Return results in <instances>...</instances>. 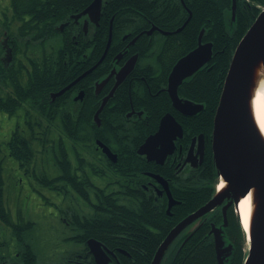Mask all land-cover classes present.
Listing matches in <instances>:
<instances>
[{
  "label": "flooded vegetation",
  "instance_id": "1",
  "mask_svg": "<svg viewBox=\"0 0 264 264\" xmlns=\"http://www.w3.org/2000/svg\"><path fill=\"white\" fill-rule=\"evenodd\" d=\"M106 2L107 0H103L102 8ZM102 8L96 21H93L88 15L74 18L71 14L70 21L58 25L62 32L69 30L66 32L74 45L80 41L85 44L84 48L87 51L75 55L74 77L56 90L50 89L48 85L44 87L36 85L37 69L42 65L45 66L48 82L52 81V73L49 70L52 63L50 52L53 46L52 41H50L51 46L46 47L45 53H42L41 48L37 46H33L28 53H14L12 40L6 35V30L2 31L7 37L1 40L0 64L3 69L9 68V70L17 66L18 74L14 77L13 74L2 72L1 97L6 99L10 95L14 96L11 88H32L34 96H36L37 88H44L39 97V104H44L47 112L43 113L32 108L26 101H23L22 106L17 109L18 114H16L17 110L10 112L0 108L10 115L7 118L16 114L11 120L8 119L10 129L6 128L3 139L0 140V264H98L96 242L101 244L100 248L108 257L105 264H121L122 257L123 259L131 257L129 251L120 246V238L123 236L112 235L114 239L107 243L96 238V231L99 229L96 227V202L99 189H109L108 192L119 196L123 190L121 185H124L126 196L122 199L123 201L142 204L152 215L155 214L157 217L161 216L164 211L167 215H171V208L180 204V200L175 198L171 191L173 182L181 175L191 174L203 164L207 142L210 138H206L200 133L204 139V153L200 161L197 154L198 141L196 140L192 144V139L199 134L192 136L189 141L182 144L179 141L183 138L184 130L182 137L174 141V150L167 155L162 164H158L154 160L149 161L145 155L138 154L139 146L148 135L157 130L159 121L165 113L159 118L155 130L147 134L135 148L137 156L144 162L152 164L153 167L141 169L139 171L140 180L134 179V182L130 180L126 183L117 182L112 171L103 167V165L108 166L109 163H116L119 151H113L112 147L116 148V146L104 142L99 133L93 136V145L91 146V143H74L65 133L61 132V127L58 128L61 122L67 121L70 113H74L82 121L93 120L96 128H100V114L107 107L111 116L105 120V123L115 127L114 114L117 113L116 108L120 106L125 108V111L119 114V118H121L119 124L127 125V131L122 134V140L125 141L126 147L130 146V140L135 136L132 131L133 126L143 122L148 124L152 117V113L146 111L141 104L145 96L157 97L162 90L167 88L166 79L165 85L157 84L153 90L151 89L150 83L146 82L150 73L146 66L154 68L151 75L153 76L154 72H157L155 70L156 59L162 49L164 37L180 31L191 16L189 12L188 18L180 26L181 29L178 27L172 32L165 31L154 24L142 27L133 34L129 31H122L118 36L119 51L113 53L112 50L107 54L109 45L104 58L100 61L106 46L102 54L97 56L95 52L91 51V44L95 43L97 38ZM113 19L114 16H111L108 26V37L111 28V40ZM151 27L154 29L150 34H147ZM59 42H54V44L57 46ZM202 42L207 41L202 40ZM134 55H136V61L133 69L117 85L112 97L98 113V124L97 119L96 121L94 119V114L100 107L102 98L113 88L116 74ZM62 64L67 68L71 65L67 52L62 57ZM48 71L51 73L50 75L47 74ZM110 74L111 76L105 84L97 90L96 84ZM76 78L79 79L67 91L53 95ZM136 88L139 89L133 95ZM57 99L56 105L63 104L64 118L60 117L59 113L53 115L51 112L52 103ZM27 109L28 114L26 115ZM173 110L177 112L174 108ZM15 118H18V121H15ZM54 124L56 128H52ZM52 130L56 131L55 140L62 142L64 146L62 150L53 148ZM21 137L29 141L31 148L26 147L27 143L23 144L24 148L21 146ZM63 138L67 142H63ZM97 142L108 146L116 154V160L111 161ZM190 148V157H188ZM123 151L131 150L128 148ZM155 165H164V168L170 170L174 179L166 178L156 172ZM102 167L104 169L102 175L96 173V168L100 170ZM153 175L162 177L167 183V190L173 200L169 211H167L169 198L166 188ZM227 201L225 198L222 205ZM52 204L56 208L51 207ZM222 205L216 209L221 210ZM233 206L232 203L228 209ZM201 223V219L191 223L184 232L194 230ZM171 245L173 246L174 243ZM45 256L46 261L43 260Z\"/></svg>",
  "mask_w": 264,
  "mask_h": 264
},
{
  "label": "trees",
  "instance_id": "2",
  "mask_svg": "<svg viewBox=\"0 0 264 264\" xmlns=\"http://www.w3.org/2000/svg\"><path fill=\"white\" fill-rule=\"evenodd\" d=\"M91 1L10 0V16L5 17L2 25L3 30L7 31L6 35L12 40L13 52L28 53L33 46H37L41 48L42 53H45L47 51L45 43L47 41L53 43L50 51L52 63L49 68L52 73V81L48 82L45 66L42 65L37 69L36 85L42 87L48 85L50 89L56 90L74 77L75 55L87 50L84 48L85 44L80 41L74 45L68 37L69 30L62 32L58 25L70 21L71 14L80 12ZM262 6H264V0H236L235 17L232 19L228 13L231 0H107L102 8V18L96 41L91 44V51L95 52L97 56L102 54L106 46L111 16H114L112 40L107 54L112 50L113 53L119 51L118 36L122 31H129L133 34L142 27L154 24L165 31L172 32L185 22L190 12L189 20L180 31L164 37L162 49L156 59L155 70L157 72L151 76L154 68L146 66L150 71L146 82L150 83L152 90L157 84L165 85L171 67L179 57L196 46L199 32L203 29L202 40L212 42L211 60L185 79L178 87L180 96L202 103L203 109L193 116H182L173 110L165 89L157 97L145 96L141 104L146 111L152 113L151 120L148 124L143 122L133 126L132 131L135 136L130 140V146L127 147L124 145L125 141L122 140V134L127 131V125L119 124L121 122L119 114L123 113L125 108L120 106L116 108L117 113L114 114L115 127L105 123V120L111 116L107 107L100 114V128H96L93 120L82 121L74 113L68 114L67 121L61 122L58 128L61 127V132L65 133L74 143H91V146L93 145V136L99 133L104 142L116 146V148L112 147L113 151H119L117 162L109 163L108 166L102 164L103 167L112 171L117 182L126 183L129 180L132 182L134 179L140 180L139 171L151 169L153 166L144 162L143 159L141 160L135 153V148L147 134L155 130L159 118L164 113L171 112L182 124L184 135L179 141L180 143L184 144L192 136L200 133L206 138L211 137L213 117L231 56L240 38ZM54 42H59V44L56 46ZM66 52L69 54L71 62L68 68L62 64V57ZM17 68L14 66L11 70L3 69L0 64V86L2 85V72L13 74L16 77ZM51 73L47 72L48 75ZM13 84L16 85L15 82ZM11 89L14 96L10 95L3 99L1 97L2 88H0L1 109L12 112L22 106L23 101H26L32 108L43 113L47 112L44 104H39V97L44 88H37L36 96L33 95L32 88ZM138 89L136 88L132 94H136ZM58 99L52 103L51 112L53 115L59 113V116L64 118L63 104L56 105ZM21 139L23 148L24 143L28 144L27 148H31L28 140L24 137ZM58 144V148L62 150L64 146L60 140H58ZM128 148L131 151H123ZM155 166L156 172L166 178H173L170 170L164 168V165ZM103 167L100 170L96 168V173L102 175ZM217 179L209 140L203 164L191 174L181 175L173 182L171 191L174 197L180 200V204L171 208V215H167L164 211L161 216L157 217L155 214L152 215L142 204L123 201L122 199L126 196L124 185H121L123 190L119 196L108 192L109 189H99L96 202V227L99 229L96 231V238L107 243L114 239L112 235L123 236L120 238V246L126 248L131 257H124L125 259L122 257L121 264H150L159 242L163 240L168 231L179 220L212 197ZM201 222L194 230L183 231L177 236L173 242L174 245H171L164 254L161 264H218L210 228L211 223L216 225L222 223L221 210L214 209L205 214L201 218ZM224 237L227 242L233 245L232 252L224 264H242L245 257L244 233L232 207L227 210V226L224 228Z\"/></svg>",
  "mask_w": 264,
  "mask_h": 264
},
{
  "label": "water",
  "instance_id": "3",
  "mask_svg": "<svg viewBox=\"0 0 264 264\" xmlns=\"http://www.w3.org/2000/svg\"><path fill=\"white\" fill-rule=\"evenodd\" d=\"M102 3V0H92L87 7L74 14L73 17L88 15L93 21H96L100 16ZM235 8V0H232V19L235 16ZM153 29L154 27H151L147 34H150ZM202 33L203 30L199 33L196 47L175 62L167 78L166 91L170 97L172 107L185 116H193L203 109L202 103H196L180 97L178 94V87L182 82L211 60L212 43L202 42ZM110 40L111 28L106 49L100 61L106 54ZM135 61L136 55L130 58L116 74V82L113 88L102 98L100 107L94 114V119L95 121L97 119L98 124V113L112 97L117 85L133 69ZM259 70L263 73L264 89V7L240 38L233 51L213 117L211 132L212 158L217 175L219 179L226 182V186L222 190H216L205 204L188 214L170 229L157 247L150 264H161L163 256L173 240L188 225L222 205L226 198L228 201L221 206L223 223L220 226L211 225L217 262L218 264H224L233 249L232 244L226 241L223 232V227L227 225L226 211L232 203L237 210L240 199L250 192L252 193L254 208L251 213L248 233L242 227L246 239H248L247 254L243 264H264V252L259 248L254 249L252 241L253 233L258 234L259 222L261 217L264 216V138L255 123L250 104L252 89ZM110 76L111 74L98 82L96 84L98 88L96 89H100ZM78 79L76 78L53 95L63 93ZM182 135L181 124L171 113L167 112L161 117L157 130L145 138L137 152L140 155H145L149 161L154 160L156 163L162 164L167 155L174 150V141L181 138ZM196 140L198 141L197 154L201 161L204 153L203 135L199 134L194 137L192 144ZM97 144L102 147V151L111 161L116 160V154L108 146L100 142H97ZM190 152L191 148L188 157H190ZM153 176L166 188L169 198L167 211H169L173 200L167 190V183L162 177ZM100 245L96 242V261L98 264H105L108 257L100 248Z\"/></svg>",
  "mask_w": 264,
  "mask_h": 264
},
{
  "label": "bare ground",
  "instance_id": "4",
  "mask_svg": "<svg viewBox=\"0 0 264 264\" xmlns=\"http://www.w3.org/2000/svg\"><path fill=\"white\" fill-rule=\"evenodd\" d=\"M235 3H236V0H235ZM231 4H232V0H231ZM263 7L264 6L260 7V11ZM226 13H227V11H226ZM228 13L231 16V7H230ZM227 16H228V14H227ZM201 30H203V29H201ZM207 42H210V41H207ZM254 84L255 85L252 89V94H251V103H250L251 104V110H252V114H253L255 123H256L260 133L262 134V136L264 138V89H263V73L261 70H259L257 72ZM225 186H226V182L224 180L220 179V181L218 183V189L222 190L223 188H225ZM253 208H254V201L252 198V193L250 192L245 197H242L240 199L238 205H237V214L239 216V222L242 225V227L244 228V230H246L247 233L249 231V227L248 228L245 227V220L247 217L248 223H250V218H251V213L253 211Z\"/></svg>",
  "mask_w": 264,
  "mask_h": 264
},
{
  "label": "rangeland",
  "instance_id": "5",
  "mask_svg": "<svg viewBox=\"0 0 264 264\" xmlns=\"http://www.w3.org/2000/svg\"><path fill=\"white\" fill-rule=\"evenodd\" d=\"M10 12H11V5H10V0H0V37L2 36V31H3V28H1V26H3L2 25V23L4 22V20H5V17H9L10 16ZM45 46L46 47H50L51 46V44H50V42L49 41H47L46 43H45ZM1 50V49H0ZM0 53H1V51H0ZM19 113V111L17 110L16 111V114H18ZM16 114H13V116H15ZM7 116L9 117L10 115H7L6 114V112H4V111H2V110H0V140L1 139H3V136H4V133L6 132V128H8V129H10V123H9V120H11L12 119V117L11 118H7ZM9 119V120H8ZM18 121V118H15V121ZM13 121H14V118H13ZM52 128H56V125L54 124L53 126H52ZM12 130V129H11ZM52 132H53V139H54V142H53V148L54 149H56V150H58L59 148H58V141L57 140H55L56 139V136H55V134H56V131L54 130H52ZM60 132V131H59ZM60 134V133H59ZM63 142H67V140L65 139L64 140V138H63ZM49 205H51V204H49ZM51 207H53V208H56V206L54 205V204H52V206ZM53 211V210H52ZM234 212H235V214L238 216V214H237V212L235 211V209H234ZM239 218V217H238ZM43 235V234H42ZM45 259H43V260H47V258H46V256L44 257Z\"/></svg>",
  "mask_w": 264,
  "mask_h": 264
},
{
  "label": "snow or ice",
  "instance_id": "6",
  "mask_svg": "<svg viewBox=\"0 0 264 264\" xmlns=\"http://www.w3.org/2000/svg\"><path fill=\"white\" fill-rule=\"evenodd\" d=\"M163 131V128H162ZM245 227H249V223L246 217L245 220ZM252 241H253V248H259L262 252H264V216L261 217L260 222H259V232L256 234L255 232L253 233L252 236Z\"/></svg>",
  "mask_w": 264,
  "mask_h": 264
}]
</instances>
